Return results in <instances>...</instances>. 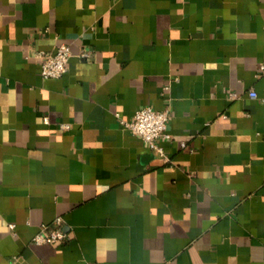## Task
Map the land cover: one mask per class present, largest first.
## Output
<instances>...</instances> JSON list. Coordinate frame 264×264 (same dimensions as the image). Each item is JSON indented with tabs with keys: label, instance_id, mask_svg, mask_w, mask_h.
<instances>
[{
	"label": "crops",
	"instance_id": "0c3cea01",
	"mask_svg": "<svg viewBox=\"0 0 264 264\" xmlns=\"http://www.w3.org/2000/svg\"><path fill=\"white\" fill-rule=\"evenodd\" d=\"M0 264H264V0H0Z\"/></svg>",
	"mask_w": 264,
	"mask_h": 264
},
{
	"label": "built area",
	"instance_id": "2783aa9c",
	"mask_svg": "<svg viewBox=\"0 0 264 264\" xmlns=\"http://www.w3.org/2000/svg\"><path fill=\"white\" fill-rule=\"evenodd\" d=\"M73 53L67 43H61L57 46L55 52L42 51L39 53L41 58V75L44 78H59L69 70V61ZM82 57H88L89 53L83 51ZM249 95L257 97V93L251 90ZM170 113L168 109L157 110L150 105H145L137 109L131 120L122 119V124L130 129L134 134L140 136L151 149L163 155V149L159 146L158 140L163 136H169L167 133ZM185 146V143H183ZM11 230L15 229V224L11 223ZM68 234L61 226V219H56L55 225L43 224L39 232L33 237L32 242L36 244L64 243L68 239Z\"/></svg>",
	"mask_w": 264,
	"mask_h": 264
}]
</instances>
